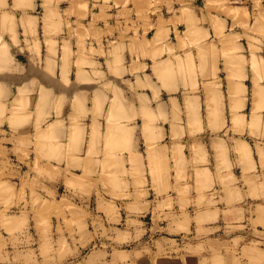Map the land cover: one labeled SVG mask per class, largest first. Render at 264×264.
I'll use <instances>...</instances> for the list:
<instances>
[{"label": "rangeland", "instance_id": "374dc122", "mask_svg": "<svg viewBox=\"0 0 264 264\" xmlns=\"http://www.w3.org/2000/svg\"><path fill=\"white\" fill-rule=\"evenodd\" d=\"M63 20L81 41L98 39L97 32L73 27L105 26L113 61L100 65L105 94L93 100L91 114L108 125H76L82 104L75 96L67 116L65 94L47 112L45 87L34 105L27 80L15 95L0 89V264H264V0H0L1 30L25 26L34 38L37 26L46 34ZM126 50L130 57L148 50L156 84L181 93L159 96L150 86L152 96L140 94L142 81L129 74L142 68L130 60L125 70ZM68 58L64 51L53 67L59 64L65 88ZM83 65L97 68L77 63V75ZM161 105L175 123L186 120L185 131L170 126L173 136L231 130L255 142L235 140V162L218 161L227 175H185L184 149L173 150L172 167L160 166L161 156L155 166L144 153L158 143L155 123L167 120ZM64 121L67 142L60 141Z\"/></svg>", "mask_w": 264, "mask_h": 264}, {"label": "crops", "instance_id": "0c3cea01", "mask_svg": "<svg viewBox=\"0 0 264 264\" xmlns=\"http://www.w3.org/2000/svg\"><path fill=\"white\" fill-rule=\"evenodd\" d=\"M80 27L85 30L97 32L98 39L87 36L81 41L74 36L71 37L67 27L64 26V20L63 26L47 27L48 30L46 34L42 33L43 26H37V33L34 35V38H31L30 35H27L26 37L23 28L20 26L9 31L4 29L1 30L0 27V89L3 90L4 95H15L17 94V90L23 87V80H27L29 91H31L30 95H35L32 97V104L34 105L35 102L37 103L39 100V86L45 87L44 98L46 101L45 108L47 112H52L53 110V100L55 95L65 94L67 99L65 101L66 108L64 109V112H67V116L69 113H72L71 103L76 97L79 103L82 104L79 106V113L75 118L77 122L76 125L81 127L93 125L105 127L108 124H106L103 120L94 119L92 117L91 111H93V100L95 101L96 96L102 97L103 94H105L100 87V65L104 64L106 61H113V56L108 54L110 49L105 43V37L101 36V31L105 26H79V28L73 27L72 31H81ZM60 30L62 31L61 33ZM80 42H83V45H80ZM172 45L175 46L176 42H172ZM155 46L158 47L159 51H165V44H157ZM64 51L69 53V58L67 61L70 65L67 79L70 86L68 88L63 87L59 83L60 79L62 78L59 64H57V67L53 69L55 63L60 62L61 64L60 59L62 58ZM147 51L148 50H143V55L137 51V55H133L131 57L129 56L127 50L123 53L124 57L128 60V64L126 63L125 65V70L129 69L130 60L133 65L142 68L141 70H135L133 74L128 73L133 82H135L136 78H139L142 81L143 87L139 93L146 95L147 97L152 96L153 91L150 89V86H152L153 89L155 88L156 94L159 96L165 95L167 93L172 96L180 94V86H178L177 92H166L161 88L159 82L156 84L157 82L155 81V76L150 69L153 65V61L149 58L148 54L146 56ZM89 61L97 64V68L83 65L81 67L80 74L77 75V63H86ZM23 62L27 64L25 67ZM50 70L53 71L54 74H50L48 72ZM23 71H25V74H23ZM103 71L106 74V78H110V75L108 74V71L105 69V67H103ZM222 77H225V75L222 74ZM208 78L211 79V77ZM180 83L181 82H179V84ZM35 88L36 91H34ZM221 92H223V95L226 96L225 89H221ZM133 107H136V104L133 105ZM246 107L247 106L242 109L244 112L239 110L237 113L239 115H246ZM159 110L164 116L167 117V120H159L155 123L158 132L157 136L159 137L157 140L158 143L156 147H154L152 154L149 152L151 150H146V153H144V156L149 158L155 166L159 167L160 163L158 159L161 156L163 157L161 158L163 160V165L160 164V166L164 167L169 165L172 167L174 165L173 162H175L171 157L173 150H179V152H182L184 149V155L190 159V162L184 164L185 167H188V172H184L185 175H191L193 177L195 174L200 173L207 175L230 174L231 172L229 170L224 169L222 165H218V161H221L222 163L225 161L229 166L235 162V159L237 158V156L233 154L235 140H243L248 143L249 146H252L249 141H252V143L255 142L253 139H248V141L246 134L242 137H240L239 134L232 135L231 130H229V133H223L219 136H214L208 132L204 134L199 133L198 135H195V137L190 138L187 135H181L184 134V132L173 136L171 135L170 126L181 125V127H183L182 131H185L184 129L187 126L185 118H183L182 123H175L170 117L171 112L168 107L165 108L164 105H161ZM221 110L225 112L226 127H231L232 123L229 118V107L226 106ZM82 111L88 112V116L82 117L80 114ZM218 111H220V109H218ZM204 112L205 106L201 105V119L199 120L200 125L203 128H207L209 124ZM154 115L157 114L154 112ZM246 121L249 122V118H247ZM64 122L65 124H63L62 129H59L60 141L67 142L69 140L67 133L69 122ZM111 125L120 124L115 122ZM127 126L133 127L135 125L128 123ZM87 137V135H84V143L88 142ZM231 138H233V140H231ZM147 140L150 142L152 140L155 141L154 138ZM97 142L103 143V137L101 136V138L97 139ZM143 142L145 143V139L141 140L142 144ZM240 145L242 146L244 144L241 143ZM251 149L253 151V148ZM85 150L86 148L84 147L83 153L86 152ZM198 155L201 156V161L198 160ZM204 155L208 160V164L202 163ZM79 157H85V154L84 156ZM102 157L103 155L99 154L98 156L94 155L93 158ZM168 160L169 163L167 162ZM237 171L238 170L235 168L236 174H238Z\"/></svg>", "mask_w": 264, "mask_h": 264}, {"label": "bare ground", "instance_id": "6f19581e", "mask_svg": "<svg viewBox=\"0 0 264 264\" xmlns=\"http://www.w3.org/2000/svg\"><path fill=\"white\" fill-rule=\"evenodd\" d=\"M27 23L29 22V21H26ZM22 27V26H21ZM25 26H23L22 28H23V30H25V28H24ZM49 27V26H48ZM27 28V27H26ZM52 28V27H51ZM28 29V28H27ZM26 29V30H27ZM48 30V29H47ZM16 31V30H15ZM158 34V33H157ZM156 38H158V37H156ZM155 38V39H156ZM156 40H158V39H156ZM13 102V101H12ZM11 102V104L13 105V103ZM75 102V101H74ZM15 103V102H14ZM75 105V104H74ZM14 106H16V105H13V109H14ZM39 106H40V103H39ZM73 107H75V106H73ZM39 108V107H38ZM38 108L37 109H35V110H38ZM76 108V107H75ZM73 109V110H75L76 111V109ZM13 109H12V111H13ZM14 110H16V109H14ZM14 112V111H13ZM77 114H78V112H77ZM73 115H74V111H73ZM75 116V115H74ZM118 132V131H117ZM119 134H121L120 132H119ZM118 134V135H119ZM113 136V135H112ZM111 138V137H110ZM110 138H109V140H110ZM113 139V137L111 138V140ZM114 140V139H113ZM117 140H118V137H117ZM108 142V141H107ZM146 142H148L147 143V145H152V143H150V141L149 140H146ZM111 143V142H110ZM149 146H148V148H149ZM236 147H238V146H236ZM241 148H243V151H245V149H246V147H245V149H244V146H242ZM239 149V148H238ZM126 151V150H125ZM239 151H240V149H239ZM241 151H242V149H241ZM242 151V152H243ZM248 151V150H247ZM249 152V151H248ZM128 154H129V152H128ZM133 155V154H132ZM133 156H135V155H133ZM250 156V155H249ZM248 156V157H249ZM250 158V157H249ZM251 159V158H250ZM249 159V160H250ZM132 163V162H131ZM251 163H252V159H251ZM131 165V164H130ZM132 165H134V164H132ZM135 165H137V164H135ZM154 165V164H153ZM240 165V164H239ZM155 167V166H154ZM242 167V166H241ZM250 167V166H249ZM136 168V167H135ZM157 169V168H156ZM159 169V168H158ZM152 170H153V168H152ZM159 171V170H158ZM158 171H157V173H155V168H154V171H152V172H154L152 175H154L153 177H159V173H158ZM242 171V170H241ZM161 173V172H160ZM242 173V172H241ZM247 173V172H246ZM251 173V172H250ZM161 175V174H160ZM221 175H223V174H221ZM225 175H227V174H225ZM153 179H155V178H153ZM158 180V179H157ZM157 183H159V182H157ZM161 184V183H160ZM236 206V205H235Z\"/></svg>", "mask_w": 264, "mask_h": 264}]
</instances>
